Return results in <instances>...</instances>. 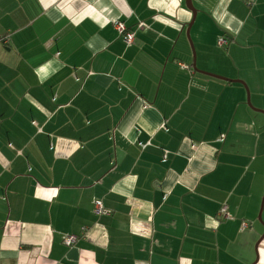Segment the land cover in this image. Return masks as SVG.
<instances>
[{
    "label": "crops",
    "instance_id": "crops-1",
    "mask_svg": "<svg viewBox=\"0 0 264 264\" xmlns=\"http://www.w3.org/2000/svg\"><path fill=\"white\" fill-rule=\"evenodd\" d=\"M190 2L0 0V264H264V0Z\"/></svg>",
    "mask_w": 264,
    "mask_h": 264
},
{
    "label": "built area",
    "instance_id": "built-area-1",
    "mask_svg": "<svg viewBox=\"0 0 264 264\" xmlns=\"http://www.w3.org/2000/svg\"><path fill=\"white\" fill-rule=\"evenodd\" d=\"M114 28L117 30V32L119 33L120 36H122L124 42L126 44H131L133 42L134 39V34L132 31L128 30L125 26L124 23L122 22H115L114 23ZM3 42H7V39H3ZM217 44L219 47H223L228 45V40H226L224 37H220L217 41ZM185 67V66H184ZM220 141H223L222 139H220ZM147 145H143V144H139V147L141 149H144ZM166 155L167 153L164 154L163 159H166ZM92 212L95 216H100V215H105L108 216L111 214V212L104 208L102 203L100 201H94L93 202V208H92ZM219 215L223 218V219H229V215L227 212V208L225 206H223L220 211H219ZM242 229L246 228V225H243L241 227ZM83 234H84V229L82 230V234L81 237L79 238V236L76 235H65L63 236L62 239V243L65 247H72L74 246L81 238H83Z\"/></svg>",
    "mask_w": 264,
    "mask_h": 264
},
{
    "label": "water",
    "instance_id": "water-1",
    "mask_svg": "<svg viewBox=\"0 0 264 264\" xmlns=\"http://www.w3.org/2000/svg\"><path fill=\"white\" fill-rule=\"evenodd\" d=\"M187 8L192 12V14H193V18L195 17V11H194V9L192 8V5H191V2H190V0H187ZM193 22V21H192ZM192 22L188 25V27H187V29H186V37H187V39H188V42H189V44H190V46H191V49H192V42H191V40H190V35H189V32H190V28H191V24H192ZM193 69L196 71V72H198V73H200V74H203V75H206V76H209V77H214V78H218V79H221V80H224V81H230V82H240V81H232V80H228V79H225V78H222V77H218V76H215V75H212V74H209V73H206V72H202V71H200V70H198L197 68H196V66H195V64L193 63ZM241 83V82H240ZM241 84H243V83H241ZM247 103H248V105L250 106V101H249V97H247ZM259 112H261V111H259ZM261 113H263L264 114V112H261ZM259 220L261 219V216L259 215Z\"/></svg>",
    "mask_w": 264,
    "mask_h": 264
},
{
    "label": "trees",
    "instance_id": "trees-1",
    "mask_svg": "<svg viewBox=\"0 0 264 264\" xmlns=\"http://www.w3.org/2000/svg\"><path fill=\"white\" fill-rule=\"evenodd\" d=\"M223 206H225V205H223ZM223 206H221L220 209H221ZM225 207H226V206H225ZM220 209H219V211H220ZM219 211H218V216H219V218L222 219V220H228V219H223V218L219 215Z\"/></svg>",
    "mask_w": 264,
    "mask_h": 264
}]
</instances>
